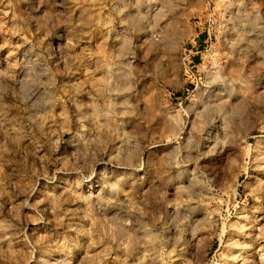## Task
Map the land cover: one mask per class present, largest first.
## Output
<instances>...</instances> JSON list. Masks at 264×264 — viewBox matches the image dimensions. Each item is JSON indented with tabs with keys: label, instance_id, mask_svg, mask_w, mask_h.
I'll use <instances>...</instances> for the list:
<instances>
[{
	"label": "rangeland",
	"instance_id": "1",
	"mask_svg": "<svg viewBox=\"0 0 264 264\" xmlns=\"http://www.w3.org/2000/svg\"><path fill=\"white\" fill-rule=\"evenodd\" d=\"M0 264H264V0H0Z\"/></svg>",
	"mask_w": 264,
	"mask_h": 264
},
{
	"label": "built area",
	"instance_id": "2",
	"mask_svg": "<svg viewBox=\"0 0 264 264\" xmlns=\"http://www.w3.org/2000/svg\"><path fill=\"white\" fill-rule=\"evenodd\" d=\"M205 43L207 44L206 50L208 52H212L213 51V36L211 34H208V36L205 39ZM192 59H193V57H192ZM192 62H193V60L187 61V65L190 67ZM192 67L193 66H191V68Z\"/></svg>",
	"mask_w": 264,
	"mask_h": 264
}]
</instances>
